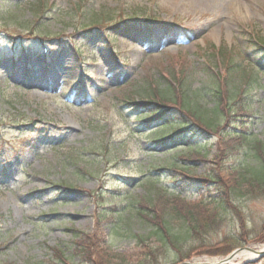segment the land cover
Listing matches in <instances>:
<instances>
[{"label": "rangeland", "instance_id": "1", "mask_svg": "<svg viewBox=\"0 0 264 264\" xmlns=\"http://www.w3.org/2000/svg\"><path fill=\"white\" fill-rule=\"evenodd\" d=\"M31 1L0 0V264H87L76 248L100 231L110 249L98 264H140L148 251L159 254V264L193 263L264 246L258 240L264 228L259 196H238L236 210L228 206L217 215L218 230L204 228L189 238L194 248L189 260L181 261L175 250L164 255L154 239L141 245L138 236L152 229L130 212L129 204L124 224H100L102 213L119 203L117 194L139 199L150 190L144 181L150 166L174 157L180 162L188 152H148L150 130L132 134L137 113L125 100L158 84L174 93L182 84L199 94L196 101L205 108L218 105L222 121L231 111L230 125L242 119L232 109L244 100L251 106L241 131L250 140H264V49L259 45L264 43V0H45L55 11L41 20L17 9ZM94 23L92 33L85 30ZM119 24L124 27L116 28ZM43 47L47 54L41 53ZM225 50L245 74L258 72L261 88L244 84L240 69L228 84ZM221 75L220 97L213 100ZM216 143L201 138L207 158L194 160L190 172H174L176 181L192 188L181 190L189 203L218 195L214 185H191L183 178L218 168L212 163L219 153ZM234 143L239 148L233 151L230 142L226 165L253 163L251 145L239 138ZM162 181L174 187L169 177ZM173 223L182 225L176 218ZM240 231L243 246H219L239 238ZM216 249L229 253L211 255ZM203 250L209 253L200 254ZM255 264H264V257Z\"/></svg>", "mask_w": 264, "mask_h": 264}, {"label": "trees", "instance_id": "2", "mask_svg": "<svg viewBox=\"0 0 264 264\" xmlns=\"http://www.w3.org/2000/svg\"><path fill=\"white\" fill-rule=\"evenodd\" d=\"M17 9L19 11H30L41 20L54 14L55 5L51 2L47 3L45 0H34L26 4L20 3ZM94 25L96 23L90 26V28L88 27V29L85 28V30H90L88 32L92 33L91 29L95 28ZM120 27V24L116 26L118 29ZM259 45L264 49V43L261 42ZM76 49L79 53L80 47ZM221 55L224 62L223 67L227 65L224 70L227 71L228 84L231 81L230 77L236 75L240 69L243 74L244 84H248L255 89L262 87V81L259 74H257L258 72L252 71V74L250 72L249 74H245L246 72L242 70L241 64L233 63L230 50L222 51ZM218 73L220 76L223 72L219 71ZM173 77L175 78V76ZM223 80L224 77L221 75L219 81L215 82V88L212 91L213 100L220 97L219 93H221V89L219 84ZM184 89V86L180 84L179 90L174 89L173 93L171 86L161 88V85L158 84L151 91L143 92V94L139 93L134 99L125 100V106L131 108L133 114L137 113L134 118L136 126L132 127V134L142 136L143 134H138V132L150 130L147 138H145L146 146L147 141L151 145L147 146L148 152L155 154L162 150V153L165 154L177 149H186L188 152L182 154L181 159L183 162H178L177 158L174 157L168 164L161 163L157 166H150L147 169V172L150 171V175L144 179L150 190L139 199L130 197V199L126 198L124 200V194H117L116 198L119 200V203L105 210L102 213L103 219L100 220V224L106 221L112 227L124 224L128 217L126 215L128 212L126 204H129L130 212L134 213L136 218L152 229L148 236H138L139 241L142 243L141 245H145L146 239H154L159 244V252L166 255L175 250L181 255V261L189 260L192 258L191 254L194 253V248L189 247V238H192V236L196 237L199 233L198 231L204 228L205 232L208 230H218V223L216 224L215 222L217 215H221L222 211H227L228 206L235 207L234 210H236L234 200L239 198L238 196L245 195L247 197H260L262 200L264 199V140H250L248 133L241 131L242 127H240V123L244 121L245 110L251 104H245L244 100L238 103L232 110L236 113L240 112L243 117L236 124L230 125L229 121L233 118V116H230L231 111L223 113L226 118L222 121L223 117L220 115L221 110H219L218 105L213 109L205 108L204 105L196 101L200 98L197 92L193 93L187 87ZM178 99L180 103H178ZM209 137L216 139V146L218 145L219 147V153H216L212 160V163H217L218 168L211 170L209 174L203 176H194L193 178L183 176V178L185 181H189L191 185H214V190L218 191V195H212L208 192L207 197L204 195L196 203H189L181 195V190L187 192L192 188L185 184L181 185L179 181H176L177 178H173L174 172L177 170H180V173L190 172L192 171L191 165L199 160H205L208 154L202 149L199 140L201 138L206 140ZM237 138H239L241 144L251 145L254 153H256L253 156L255 160L258 159L257 163L254 160L253 163L249 162L247 164H240L239 166L226 165L228 161H231L229 160L231 151L228 149L230 142L233 145V151H237L239 148L238 144L234 143ZM193 153H195L194 157L192 156L194 155ZM165 177L170 178L174 186L173 188L163 183L162 180ZM177 189H180V192ZM225 198L228 202H226ZM229 201L232 202L230 203ZM165 207L167 210H165ZM160 208L164 210V213L162 211V215L160 214ZM158 218L159 221H157ZM175 218L182 225L175 227L173 223ZM239 225L242 231L243 224L242 226L241 224ZM241 231V238H227L219 246L228 247L231 250L243 246L245 235L243 236ZM258 240L260 243H264V228ZM202 247L206 249V246ZM108 249L110 248L107 247V236L104 231H100L94 237L92 236V238L85 240L80 247L76 248V254L84 258L86 257L87 259L85 258L84 260L87 264H98L100 259H107L105 255L109 252ZM187 249H189L188 254H186ZM199 253L208 254L209 251L203 250ZM225 253V250L219 249L210 252L211 255H227L229 252ZM158 255V253L148 251L145 255V261L140 264H159ZM60 263L62 264V260ZM101 264L113 263L109 260H104ZM119 264L135 263L125 260Z\"/></svg>", "mask_w": 264, "mask_h": 264}, {"label": "bare ground", "instance_id": "3", "mask_svg": "<svg viewBox=\"0 0 264 264\" xmlns=\"http://www.w3.org/2000/svg\"><path fill=\"white\" fill-rule=\"evenodd\" d=\"M254 250H255L254 248H252L251 250H244L238 253L237 255H235L232 258V261L230 262L227 261L225 258L224 259L218 258V259H206L205 261L198 260L190 264H241L243 262L255 258V254L253 252ZM259 250H264V246H262Z\"/></svg>", "mask_w": 264, "mask_h": 264}, {"label": "water", "instance_id": "4", "mask_svg": "<svg viewBox=\"0 0 264 264\" xmlns=\"http://www.w3.org/2000/svg\"><path fill=\"white\" fill-rule=\"evenodd\" d=\"M243 250H251V249L247 248V247L244 249H239V250L233 252L230 256L226 257V260L230 261L235 256L236 253H239ZM253 252L255 254V258L248 260V261L244 262L243 264H255L256 262L260 261L264 257V250H258V251L254 250ZM182 264H190V262L189 263H182Z\"/></svg>", "mask_w": 264, "mask_h": 264}]
</instances>
